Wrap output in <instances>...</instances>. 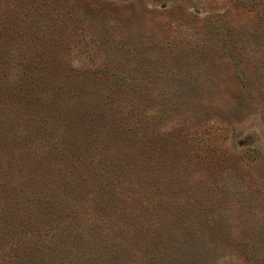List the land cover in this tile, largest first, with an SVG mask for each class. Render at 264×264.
<instances>
[{
	"label": "rangeland",
	"instance_id": "obj_1",
	"mask_svg": "<svg viewBox=\"0 0 264 264\" xmlns=\"http://www.w3.org/2000/svg\"><path fill=\"white\" fill-rule=\"evenodd\" d=\"M0 264H264V0H0Z\"/></svg>",
	"mask_w": 264,
	"mask_h": 264
}]
</instances>
